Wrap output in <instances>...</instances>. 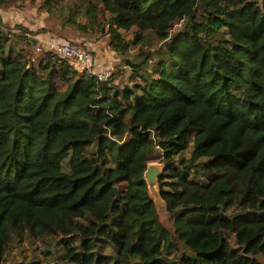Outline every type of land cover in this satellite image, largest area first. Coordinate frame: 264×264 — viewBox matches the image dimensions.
Returning <instances> with one entry per match:
<instances>
[{"label":"trees","instance_id":"obj_1","mask_svg":"<svg viewBox=\"0 0 264 264\" xmlns=\"http://www.w3.org/2000/svg\"><path fill=\"white\" fill-rule=\"evenodd\" d=\"M26 1L0 0V264L28 235L58 238L54 264H264V0H89L83 24L57 11L109 36V82L35 50L48 28L6 24Z\"/></svg>","mask_w":264,"mask_h":264},{"label":"rangeland","instance_id":"obj_2","mask_svg":"<svg viewBox=\"0 0 264 264\" xmlns=\"http://www.w3.org/2000/svg\"><path fill=\"white\" fill-rule=\"evenodd\" d=\"M89 0H59V6L55 13H49L46 9L41 8L43 0H27L26 3L21 6H9L5 8L2 12L6 24L14 27L15 25H25L31 27L35 30H40L41 28H48L44 31V34L38 35V37L57 38L59 35L64 36V38H70L77 41H85L88 49H91L93 56L96 58V65L100 68L111 67L113 71H118V65L121 61V57L118 53L109 45L108 37L104 34L102 29L94 28L90 32L76 34L73 30L78 31V27L75 25L67 24L66 28L61 26V19L58 16H65L69 13L76 16L79 23H86L87 17L82 14L88 6ZM61 7V8H60ZM63 13V14H62ZM102 21L104 17H101ZM105 21V20H104ZM79 32V31H78ZM124 36L129 39L132 37L133 32L123 31ZM38 40V39H37ZM38 42V41H37ZM38 44V43H37ZM36 44V45H37ZM125 77L123 78V83L128 80L129 74L131 72L130 68H127ZM116 83H121V79H116ZM150 157L149 163H159L161 159V153L159 149H155L153 152L149 153ZM156 199L155 203H158L159 196L154 197ZM156 206L158 211L160 206ZM58 238L49 236L43 239H33L29 235L23 241L14 239L7 249L3 264H16L21 262L22 264H54L56 263L62 253V246L57 242Z\"/></svg>","mask_w":264,"mask_h":264},{"label":"built area","instance_id":"obj_3","mask_svg":"<svg viewBox=\"0 0 264 264\" xmlns=\"http://www.w3.org/2000/svg\"><path fill=\"white\" fill-rule=\"evenodd\" d=\"M37 39L38 44L35 50L39 52L53 51L67 58L77 70L95 75L99 81L109 82L112 79L113 69L111 67L98 69L92 52L81 45L54 37H38Z\"/></svg>","mask_w":264,"mask_h":264},{"label":"water","instance_id":"obj_4","mask_svg":"<svg viewBox=\"0 0 264 264\" xmlns=\"http://www.w3.org/2000/svg\"><path fill=\"white\" fill-rule=\"evenodd\" d=\"M34 42H37V38H34ZM163 172V167L159 163H149L147 169L144 173V177L148 184V189L152 196L158 197V179L161 173ZM154 199V198H153ZM156 202V199H154Z\"/></svg>","mask_w":264,"mask_h":264},{"label":"crops","instance_id":"obj_5","mask_svg":"<svg viewBox=\"0 0 264 264\" xmlns=\"http://www.w3.org/2000/svg\"><path fill=\"white\" fill-rule=\"evenodd\" d=\"M37 41H38V40H37ZM102 67H103V65H102ZM102 67H101V65H100V68H102Z\"/></svg>","mask_w":264,"mask_h":264}]
</instances>
